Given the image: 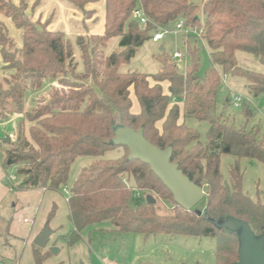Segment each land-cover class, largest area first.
Listing matches in <instances>:
<instances>
[{
    "label": "trees",
    "instance_id": "1",
    "mask_svg": "<svg viewBox=\"0 0 264 264\" xmlns=\"http://www.w3.org/2000/svg\"><path fill=\"white\" fill-rule=\"evenodd\" d=\"M63 1L84 12L93 0ZM138 1L147 18L144 26L131 18L137 0H104L103 33L75 39L83 65L76 74L74 47L62 31H48L46 24L32 22L23 0L18 6L12 0H0V16L22 32L21 46H17L0 24L2 68L10 73L8 87L0 88V110L11 103L22 113L26 89L38 93L50 82L49 94L36 99L34 107L21 115L22 122L28 123V136L18 124L16 140L8 150L2 149V166L5 170L18 167L12 190L69 189L72 230L58 238L69 248L86 228L108 221L120 233L214 238L215 264L237 263L238 237L215 223L232 218L248 224L254 236L264 235V204L243 192L239 165L245 158L264 166V136L257 126H236L218 113L216 96L221 77L230 75L244 78L253 98L264 97V71L243 69L235 56L238 51L247 53L264 68V0H204L201 6L191 0ZM181 20L185 28L203 30L201 41L189 36L191 43L184 42L188 56L184 68L164 56L154 74L120 72L158 27ZM113 39L118 49L108 52ZM198 42L205 43L210 63L203 76H198ZM132 96L139 108L136 114L131 111ZM230 102L227 97L224 106ZM189 118L209 125L204 142L198 131L186 126ZM117 125L141 129L144 139L158 149L171 147V163L204 191L205 198L185 211L147 165L128 159L126 147L124 157L104 159L106 152L118 147L112 144ZM224 154L234 159L226 176L220 169ZM81 157L95 161L80 170L69 188L70 168ZM135 191L169 199L172 211L157 214L154 204H147L142 196L134 198ZM40 250L34 245V264H43L52 255Z\"/></svg>",
    "mask_w": 264,
    "mask_h": 264
},
{
    "label": "rangeland",
    "instance_id": "2",
    "mask_svg": "<svg viewBox=\"0 0 264 264\" xmlns=\"http://www.w3.org/2000/svg\"><path fill=\"white\" fill-rule=\"evenodd\" d=\"M40 1L41 0H35L33 6H38ZM191 1L201 6L204 0ZM29 2L30 0H23L25 11ZM92 2H95V0ZM82 13L85 17H87L88 14H92L91 11L87 12L85 8ZM97 20L98 19H95L94 22L96 21L97 23ZM34 23L40 22L38 20ZM60 29L62 30L63 28ZM166 29L165 26L161 28L162 31ZM68 39L74 47V63H76L75 73L79 74L83 71L80 51L75 43V39L73 37H68ZM186 41L191 43V41L187 38L185 39V36L180 32L167 34L159 44H155L149 40L138 49L137 53L128 64L121 66L120 72H137L147 75L154 74L160 66L162 57L166 56L169 60H172L171 56L175 52H180L184 56L183 61L179 63L184 68L188 62L184 44ZM161 44L164 45L163 49H160ZM197 47L200 57L198 76H203L205 70L210 66L208 52L203 42H198ZM117 49V39L108 42L106 51L109 52ZM236 59L239 66L245 70L256 73H262L264 71L263 66L260 65L253 56L247 53L238 51L236 53ZM2 66L1 61L0 88L6 89L8 87L7 81L10 79V73L5 72ZM49 84L50 82H45L42 90L38 93H34L31 88L26 89L23 107L27 111H30L34 107L36 102L35 99L41 100L44 96L49 94ZM56 84V81L51 83V85L54 86ZM151 84L153 83L151 82ZM163 91L167 94L166 84L163 85ZM234 95H238L242 99L240 108H234L233 104H231L232 102L224 106L226 98L229 97L233 100ZM216 109L218 113H223L224 117L233 121L236 126L244 123L247 124L248 129L257 126L259 128V135L262 137L264 136V97L259 96L253 98L250 96L247 92L244 78L230 75H225V78L223 76L221 77V84L216 96ZM23 113L24 111L18 113L11 103L5 105L4 110H0V157L3 153L2 149L8 150L10 145L16 140V127L18 124L23 125L24 133L26 137L28 136V123L26 121L22 122L23 117L21 115ZM245 115L249 117L246 118ZM185 124L198 131L200 140L202 142L205 141V134L209 126L206 122H198L193 118H189L186 119ZM159 126L160 124L158 127ZM115 128L117 131L114 140L117 142L123 141L128 134V130L121 128L119 125L115 126ZM7 136L10 137V143L4 144L3 139ZM125 155H127V152L124 147H117L112 151L106 152L103 158L115 160ZM94 161L95 159L92 157H81L76 159L70 168L67 186L70 188L77 179L80 170L88 167ZM233 163L234 159L230 155H222L220 167L222 175H227V171ZM239 165L243 174V192L254 201L260 200L261 203L264 204V166L257 161L245 158L239 160ZM17 168L18 167L10 166L8 169L12 171L15 169V172H17ZM47 191L51 194L50 196L52 197L53 204L47 208L44 207V204L41 205L35 225L43 219L45 221V226L47 224V216L54 208V213L48 224L52 231V235L46 248L40 251L50 252L51 248H56L58 249V253L55 255L52 254L43 264H215L214 251L216 242L214 238L184 235L173 237L166 235H150L145 237L135 233H120L117 232L108 221L97 223L86 228L81 233L79 242L75 246L69 248L62 240H58L60 236L67 235L72 230V225L68 219L67 203L60 192ZM141 196L146 199L147 194L143 195L141 193ZM150 196L155 200L154 205L157 214L164 215L172 211V201L169 199H159L155 195ZM199 207H201V205ZM9 212L12 214V210H6L5 214L7 215ZM224 223H227L225 225L227 230L235 232L234 234L241 237L242 231L240 228L232 225L231 220L226 219ZM35 233L36 226H34L29 239L23 245V241L10 238L6 233L2 232L0 235V242L2 243L7 239L8 244L0 245V263L15 264L17 262V264H34L32 254L34 248L33 242L38 235ZM255 239L257 242H262L264 247V236H256Z\"/></svg>",
    "mask_w": 264,
    "mask_h": 264
},
{
    "label": "crops",
    "instance_id": "3",
    "mask_svg": "<svg viewBox=\"0 0 264 264\" xmlns=\"http://www.w3.org/2000/svg\"><path fill=\"white\" fill-rule=\"evenodd\" d=\"M12 1L14 5H18L20 2V0ZM34 1L35 0H30L25 13L29 18H31L33 22L39 20L41 24L46 23L48 31H62L66 35L67 39L68 37H73L74 39H76L77 36H85L89 34L101 35L104 31V0H95V2H90L89 4H87L85 10L87 12H92V14H88L87 17H85L81 11H77L71 8L63 0H41L38 6H33ZM95 19H98L97 23L96 21L94 22ZM0 24H2L6 28L9 37L14 41V43L17 46H21V30L17 29L10 21V19L0 17ZM60 28L63 29L61 30ZM159 43H161V41L155 44ZM163 47L164 45L161 44L160 49H163ZM131 101V111L132 113L136 114L138 113L139 108L133 96L131 97ZM23 111L27 112L24 107ZM7 170L8 169L5 170L2 166L1 156L0 235L2 232H4L10 238L23 241L22 244L24 245L25 242L29 239L34 226H36L35 234L39 235L41 233L45 221L42 219L41 222L35 225L37 217L40 213V207L44 204V207L47 208L48 206L53 204V200L51 199V194L48 193L47 190L35 189L18 191L15 189H10V186H8L6 182ZM16 183L17 182H14L13 186H15ZM6 210H12V214H10L9 212L6 215ZM6 244H8L7 239H5L2 243L0 242V245ZM15 264H17V262Z\"/></svg>",
    "mask_w": 264,
    "mask_h": 264
},
{
    "label": "water",
    "instance_id": "4",
    "mask_svg": "<svg viewBox=\"0 0 264 264\" xmlns=\"http://www.w3.org/2000/svg\"><path fill=\"white\" fill-rule=\"evenodd\" d=\"M172 25L170 24V27ZM121 128L128 130L126 138L121 142H117L113 138L112 144L118 147H126L128 149L129 160H138L147 165L155 177L170 192L177 206L185 211H190L205 198L204 191L191 183L178 169L176 164L171 163V147L164 150L158 149L144 139L141 129L134 131L127 127L121 126ZM116 131L114 127V136ZM3 143L9 144L10 137L7 136L3 139ZM146 203L153 205L155 200L151 196H147ZM197 214L201 215L200 212H197ZM226 219L231 220L232 225L240 228L242 231L241 237L236 234L239 240V260L234 264H264L263 243L256 241V236H254L248 224L232 218ZM226 219L218 221L215 225L218 228L226 229L225 225L227 223H224ZM227 231L235 233L229 230ZM51 235L52 231L48 224H46L41 233L35 237L33 244L40 249H45ZM50 253L55 255L58 253V249L51 248Z\"/></svg>",
    "mask_w": 264,
    "mask_h": 264
},
{
    "label": "built area",
    "instance_id": "5",
    "mask_svg": "<svg viewBox=\"0 0 264 264\" xmlns=\"http://www.w3.org/2000/svg\"><path fill=\"white\" fill-rule=\"evenodd\" d=\"M131 18L136 23H138L140 26H144V25L147 24V18L145 16L143 8H142V6H141V4L139 3L138 0L136 2L135 9L132 12ZM165 27L167 29L164 30V31L161 30L162 26L157 28V31L153 34V36L151 38V41L153 43H158V42L162 41L167 34L177 33V32L182 33L186 38L189 37V36H192L193 38H195L196 40H199V41H201V39H202V37H201L202 36V32H203L202 29H199V28H194V29L185 28L184 22L182 20L178 21L175 24H173L172 27H170V25L169 26H165ZM171 59H172V61H174L177 64H179L180 62L183 61L184 56L180 52H175L171 56ZM179 66H181V65L179 64ZM224 78H225V76H224ZM232 103H233L234 108H240V105L242 103L241 97L238 96V95H234ZM16 179H17V176H16L15 169H14V171H12L11 169L10 170L8 169L7 170V175H6V182H7L8 186H10V189H12V186H13L14 182H16ZM123 181H124V183L127 184V182L125 180H123ZM60 193L63 195L65 201L67 202L68 196H69V189L67 187H65V188H63L61 190ZM140 196H141V193H139L137 191L134 192V198H139Z\"/></svg>",
    "mask_w": 264,
    "mask_h": 264
}]
</instances>
